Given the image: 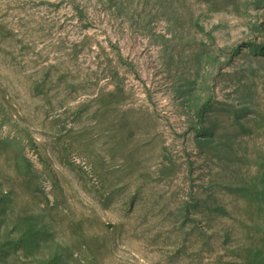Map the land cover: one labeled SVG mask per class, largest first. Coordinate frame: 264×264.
<instances>
[{
    "label": "rangeland",
    "instance_id": "obj_1",
    "mask_svg": "<svg viewBox=\"0 0 264 264\" xmlns=\"http://www.w3.org/2000/svg\"><path fill=\"white\" fill-rule=\"evenodd\" d=\"M0 264H264V0H0Z\"/></svg>",
    "mask_w": 264,
    "mask_h": 264
},
{
    "label": "trees",
    "instance_id": "obj_2",
    "mask_svg": "<svg viewBox=\"0 0 264 264\" xmlns=\"http://www.w3.org/2000/svg\"><path fill=\"white\" fill-rule=\"evenodd\" d=\"M210 107H212V105H211L210 102L205 103V104L202 106V108H201V112H202V114L205 113L206 110H207L208 108H210Z\"/></svg>",
    "mask_w": 264,
    "mask_h": 264
}]
</instances>
